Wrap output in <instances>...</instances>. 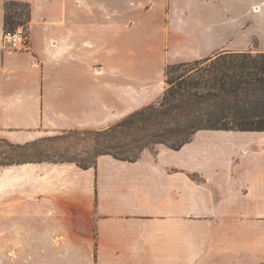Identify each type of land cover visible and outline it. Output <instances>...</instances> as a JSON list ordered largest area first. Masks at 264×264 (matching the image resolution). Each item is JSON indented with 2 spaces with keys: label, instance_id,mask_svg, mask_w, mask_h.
<instances>
[{
  "label": "crops",
  "instance_id": "crops-1",
  "mask_svg": "<svg viewBox=\"0 0 264 264\" xmlns=\"http://www.w3.org/2000/svg\"><path fill=\"white\" fill-rule=\"evenodd\" d=\"M6 2L31 6L28 50L5 42ZM256 43L264 0H0V142L108 130L163 98L169 66ZM253 238L264 247V132L0 166V264H237Z\"/></svg>",
  "mask_w": 264,
  "mask_h": 264
},
{
  "label": "trees",
  "instance_id": "trees-1",
  "mask_svg": "<svg viewBox=\"0 0 264 264\" xmlns=\"http://www.w3.org/2000/svg\"><path fill=\"white\" fill-rule=\"evenodd\" d=\"M30 22V4L5 3V33L20 27L26 31ZM205 60L169 66L165 74L170 88L160 107L149 106L109 128L102 146L119 154L106 152L102 155L135 162L139 159L128 160L124 154L133 150L142 152L155 144L180 150L200 131L264 132V54L256 57L248 53L220 54L200 71L198 86L193 85V78L186 77L187 71L170 78L172 71ZM123 133L127 134V140L117 136ZM180 133L185 138L172 145L173 137ZM11 164L16 163L7 165ZM95 165L80 167L87 169Z\"/></svg>",
  "mask_w": 264,
  "mask_h": 264
},
{
  "label": "rangeland",
  "instance_id": "rangeland-1",
  "mask_svg": "<svg viewBox=\"0 0 264 264\" xmlns=\"http://www.w3.org/2000/svg\"><path fill=\"white\" fill-rule=\"evenodd\" d=\"M28 33V30L25 31ZM257 43L251 49L252 56L256 57L260 54L258 51ZM220 54H225L220 52L219 54L212 57V60L208 59L207 62L191 65L186 69H179L177 72L172 71L170 78H176L180 73L186 72V77H191L195 80L193 85L198 86L197 79L199 78L198 74L200 71L211 64V62L216 59ZM168 80V76L166 77ZM170 85L167 84L166 91H168ZM202 88V87H201ZM163 98L157 103L154 104L156 107H160L162 104ZM105 131H74V132H51L48 136H45L37 141L31 142L28 146L21 149L15 146H9L3 142H0V166L7 165L10 163L17 162H52V163H66L72 162L79 166H89L94 165L97 161V158L106 153H118L116 151H109L102 146L103 136H105ZM180 133L177 136H174L170 142L172 145H176L180 140L184 139L185 136ZM121 140H127L128 136L126 133L118 134ZM194 138V137H193ZM158 145H150L149 148L138 152L133 150V152H128L124 154L125 158L128 160L141 159L143 155L150 151L155 153ZM119 154V153H118ZM193 180L198 181L197 176H192ZM257 240L252 239V249L250 253H244L243 249H236L235 260L237 264H264V247L258 245L259 243L255 242ZM264 243V242H263Z\"/></svg>",
  "mask_w": 264,
  "mask_h": 264
},
{
  "label": "built area",
  "instance_id": "built-area-1",
  "mask_svg": "<svg viewBox=\"0 0 264 264\" xmlns=\"http://www.w3.org/2000/svg\"><path fill=\"white\" fill-rule=\"evenodd\" d=\"M4 39L6 44L13 50L24 51L29 49V34L22 27L14 32H6Z\"/></svg>",
  "mask_w": 264,
  "mask_h": 264
}]
</instances>
